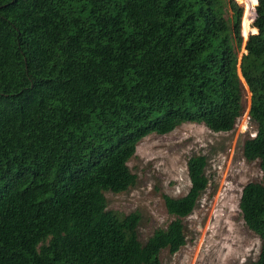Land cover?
<instances>
[{
	"label": "trees",
	"instance_id": "16d2710c",
	"mask_svg": "<svg viewBox=\"0 0 264 264\" xmlns=\"http://www.w3.org/2000/svg\"><path fill=\"white\" fill-rule=\"evenodd\" d=\"M224 1L0 0V264H162L186 244L206 157L187 160L189 190L162 197L173 219L145 243L140 215L108 210L105 193L133 186L149 135L233 131L247 93L242 156L264 181V0H239L244 44L242 7ZM238 207L260 240L245 264H264V182Z\"/></svg>",
	"mask_w": 264,
	"mask_h": 264
},
{
	"label": "rangeland",
	"instance_id": "374dc122",
	"mask_svg": "<svg viewBox=\"0 0 264 264\" xmlns=\"http://www.w3.org/2000/svg\"><path fill=\"white\" fill-rule=\"evenodd\" d=\"M234 1L243 10L242 34L245 6ZM249 35L244 38L242 34L243 44ZM242 54L243 46L238 60ZM249 105L247 93L246 113ZM246 113L231 132H212L202 124L186 123L166 135L145 137L127 164L135 176L133 186L123 193H105L108 210L140 215L137 234L145 243L173 219L162 197H181L189 190L187 160L195 155L206 157L209 183L193 212L183 219L186 244L175 254L163 250L159 256L162 264H245L257 259L260 240L245 226L238 207L246 184L264 182L259 163H248L242 156L244 140L256 131Z\"/></svg>",
	"mask_w": 264,
	"mask_h": 264
},
{
	"label": "built area",
	"instance_id": "2783aa9c",
	"mask_svg": "<svg viewBox=\"0 0 264 264\" xmlns=\"http://www.w3.org/2000/svg\"><path fill=\"white\" fill-rule=\"evenodd\" d=\"M246 116L248 117V111H247V113H246ZM241 120V119H240ZM248 120H249V118H248ZM255 135V134H254ZM254 137V136H253Z\"/></svg>",
	"mask_w": 264,
	"mask_h": 264
},
{
	"label": "water",
	"instance_id": "95a60500",
	"mask_svg": "<svg viewBox=\"0 0 264 264\" xmlns=\"http://www.w3.org/2000/svg\"><path fill=\"white\" fill-rule=\"evenodd\" d=\"M257 5V4H256ZM255 18H256V13H255V17H254V20H255ZM246 53V52H245Z\"/></svg>",
	"mask_w": 264,
	"mask_h": 264
}]
</instances>
